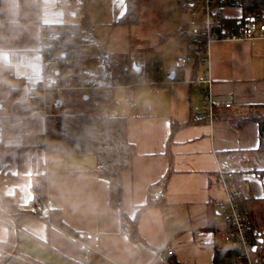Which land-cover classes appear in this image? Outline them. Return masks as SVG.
<instances>
[{
	"label": "crops",
	"instance_id": "1",
	"mask_svg": "<svg viewBox=\"0 0 264 264\" xmlns=\"http://www.w3.org/2000/svg\"><path fill=\"white\" fill-rule=\"evenodd\" d=\"M104 1L116 22L125 12V0ZM76 8L68 1L58 5L55 0H0V171L6 174V191L29 204L32 176L44 166L48 209L60 210L74 232L57 228L44 216L25 218L20 256L36 264H230V256L215 259L216 249L225 248L226 229L218 210L226 198L219 170L230 167L237 168L245 183L241 203L264 242L259 126L253 121L236 125L251 107L264 105V39L218 41L195 71L191 65L175 67L176 74L182 71L178 80L176 75L169 78L172 71L165 73L167 59L157 62L143 52L130 55L131 64L141 68L153 59L156 70L142 83L127 87L128 99L122 103L117 102L114 87L124 81L116 84L119 76L112 78L115 109L126 119L128 140L137 150L122 176L119 209L110 204L109 182L99 175L97 157L69 156L64 135L49 132L48 118L39 115L35 105L43 43L51 35L46 27L73 23L68 14L75 17ZM178 8L185 14L179 0ZM226 14L230 22H237L248 18L249 11L228 7ZM180 48L173 43L169 49L174 63L192 54L182 50L180 55ZM56 68L67 71V66ZM204 77L210 80L207 104L197 85H191V80ZM80 92L82 101H89V93ZM228 103L230 107L225 106ZM174 123L186 125L172 136ZM159 187L166 195L155 201L152 192ZM121 210L136 221L139 239L123 230ZM86 233L101 239L100 248L89 256L82 253ZM7 239L8 227L0 219V244ZM166 241L173 247L171 256L160 248Z\"/></svg>",
	"mask_w": 264,
	"mask_h": 264
},
{
	"label": "trees",
	"instance_id": "2",
	"mask_svg": "<svg viewBox=\"0 0 264 264\" xmlns=\"http://www.w3.org/2000/svg\"><path fill=\"white\" fill-rule=\"evenodd\" d=\"M144 1L146 0H125V12L117 19L116 23L128 26L140 24ZM240 2L244 11L248 12L250 9H254L264 15V0H240ZM179 6L186 11L188 0H179ZM89 24L86 14L80 23H61L46 27L51 32H58L55 37L51 35L46 37L43 43L45 52L58 54L56 66H77L82 57L83 31ZM106 60L112 66L119 68V78L115 83H121L126 72V66L131 60L130 55L128 53L119 55L109 53ZM204 61L203 56H197L193 64L189 65L195 71ZM64 76L59 70L58 77L63 78ZM115 108L116 102L111 99L100 108H94L90 105L83 112L55 113L47 117V125L49 132L64 135L69 156L94 154L97 157L99 175L109 182L110 204L122 209V176L137 154V150L136 146L128 140L126 119L119 115L111 116V111ZM192 121L186 124L192 123ZM248 121L256 122L259 126L260 144L258 150L264 154V105L251 107L238 118L236 125L240 126ZM186 124L174 123L171 135L173 136L180 127ZM1 125L2 117L0 116V128ZM168 176L169 174L166 175L165 181ZM5 178L6 174L0 171V218L8 227V239L0 244V264H36L22 258L19 247L24 240L23 220L25 218H43V211L48 209L45 167L40 165L39 172L32 176V199L27 205L19 202L17 193L9 194L6 191ZM45 219L67 233H74L63 221L60 210L49 209V216ZM122 222L123 230L132 239L140 238L136 221L129 220L123 211ZM16 228L18 229L17 245ZM12 251L14 254L9 256ZM230 254V251L225 248H217L215 259L216 261L223 260L228 258Z\"/></svg>",
	"mask_w": 264,
	"mask_h": 264
},
{
	"label": "built area",
	"instance_id": "3",
	"mask_svg": "<svg viewBox=\"0 0 264 264\" xmlns=\"http://www.w3.org/2000/svg\"><path fill=\"white\" fill-rule=\"evenodd\" d=\"M64 1L72 3L75 7L82 6L81 0H55V3L60 5ZM228 7L241 8V2L240 0H188V8L184 11L187 15V23L181 27L180 32L187 40L188 50L195 57L203 56L206 60L210 47L218 41L264 39L262 12L250 9L248 18L230 22L226 14ZM2 25L3 20L0 18V29ZM57 35L58 32H51V36ZM57 56L58 54L54 52L44 51L43 54L42 76L34 92L39 115L47 118L55 114V109L58 108L57 101L60 100L58 96L61 94H66L69 99H72L76 91H90L88 99L94 108H100L112 99V85H106L91 75L85 78H81L78 74L58 77L59 74L56 73ZM189 64L190 60L186 55L175 62V67L184 69ZM155 70V62L151 59L139 73L133 70L132 78L125 72L124 84L132 88L135 84L142 83ZM209 83L210 80L207 77L191 80V85H197L199 88L204 104L211 99ZM225 106L230 107L231 105L228 103ZM117 115L116 109H113L111 116ZM219 176L226 198L220 201L218 210L226 225L223 243L225 249L231 253L230 264H264V242L261 234L250 223L241 203L245 188L244 181L238 176V170L234 167L220 169ZM165 195L166 191L162 187L152 192V198L156 201L162 200ZM43 216H49V209L43 211ZM100 240L99 235L86 233L82 240L83 255L89 256L97 251L100 248ZM160 248L165 250L168 256L174 253L173 247L167 241L161 243Z\"/></svg>",
	"mask_w": 264,
	"mask_h": 264
},
{
	"label": "rangeland",
	"instance_id": "4",
	"mask_svg": "<svg viewBox=\"0 0 264 264\" xmlns=\"http://www.w3.org/2000/svg\"><path fill=\"white\" fill-rule=\"evenodd\" d=\"M81 2L83 5L75 9L77 15L73 17L68 14V18L73 23H80L87 14L89 19L90 24L83 31L82 57L77 66H67V71L62 70L63 75L78 74L81 78L91 75L102 83L113 86L112 78L115 80L119 76V68L107 62L109 53L134 55L135 52H143L145 55L153 57L157 62L163 57L168 62L166 67L168 66L169 70L165 71L167 73L175 69L174 59L176 57L173 55V50H169L173 43L175 46L181 47L179 49L180 55H182V50L185 53L190 52L183 34L181 32L175 34V30L187 23L186 15L181 11L179 12L178 0L144 1L141 10V23L132 26L114 22L112 9L107 7V2L104 0H81ZM245 14H247L246 11ZM145 43L148 44L145 45ZM194 59L192 53L190 55L191 62H194ZM130 64L131 62H129V68L126 72L132 78L134 71L132 64ZM181 77L182 71H179L176 74V79ZM114 90L118 103L128 99L129 91L125 84L115 85ZM86 92L90 93V91ZM81 96L80 91H76L72 99H68L65 94L59 95L63 105L55 109L56 114L73 111L83 112L89 108L90 101H82ZM57 136L62 137L63 134L57 133ZM11 255H13L12 252L9 256Z\"/></svg>",
	"mask_w": 264,
	"mask_h": 264
},
{
	"label": "water",
	"instance_id": "5",
	"mask_svg": "<svg viewBox=\"0 0 264 264\" xmlns=\"http://www.w3.org/2000/svg\"><path fill=\"white\" fill-rule=\"evenodd\" d=\"M63 56H65V54H63ZM132 69H133L135 72H137V73H139V72L141 71V67L138 66V65L135 64V63L132 65ZM56 73L59 74V70H57ZM175 75H176V71L174 70V71H172V72L170 73L169 78H170V79H174V78H175ZM85 98H87V97H85ZM61 104H62V101H61V100H58L56 106H57V107H61ZM16 235H17V243H16V245H17V244H18V229H17V228H16ZM13 254H14V253H13Z\"/></svg>",
	"mask_w": 264,
	"mask_h": 264
},
{
	"label": "snow or ice",
	"instance_id": "6",
	"mask_svg": "<svg viewBox=\"0 0 264 264\" xmlns=\"http://www.w3.org/2000/svg\"><path fill=\"white\" fill-rule=\"evenodd\" d=\"M255 250V249H254Z\"/></svg>",
	"mask_w": 264,
	"mask_h": 264
}]
</instances>
